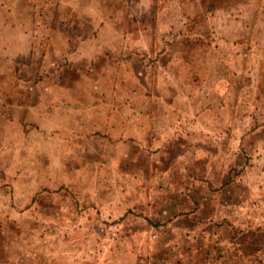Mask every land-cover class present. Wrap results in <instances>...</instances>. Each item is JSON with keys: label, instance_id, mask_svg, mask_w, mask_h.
Listing matches in <instances>:
<instances>
[{"label": "rangeland", "instance_id": "obj_1", "mask_svg": "<svg viewBox=\"0 0 264 264\" xmlns=\"http://www.w3.org/2000/svg\"><path fill=\"white\" fill-rule=\"evenodd\" d=\"M0 264H264V0H0Z\"/></svg>", "mask_w": 264, "mask_h": 264}]
</instances>
